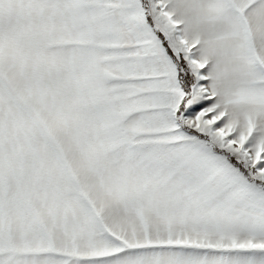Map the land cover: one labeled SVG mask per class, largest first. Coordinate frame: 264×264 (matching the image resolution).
Here are the masks:
<instances>
[{
	"label": "snow or ice",
	"instance_id": "obj_1",
	"mask_svg": "<svg viewBox=\"0 0 264 264\" xmlns=\"http://www.w3.org/2000/svg\"><path fill=\"white\" fill-rule=\"evenodd\" d=\"M0 264H264V0H0Z\"/></svg>",
	"mask_w": 264,
	"mask_h": 264
}]
</instances>
